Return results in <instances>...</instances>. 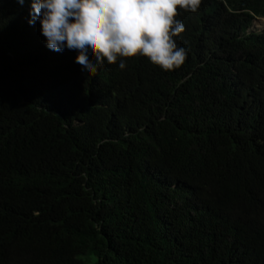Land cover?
Returning a JSON list of instances; mask_svg holds the SVG:
<instances>
[{
	"label": "trees",
	"instance_id": "obj_1",
	"mask_svg": "<svg viewBox=\"0 0 264 264\" xmlns=\"http://www.w3.org/2000/svg\"><path fill=\"white\" fill-rule=\"evenodd\" d=\"M29 4L0 0V264H264V0L88 76Z\"/></svg>",
	"mask_w": 264,
	"mask_h": 264
},
{
	"label": "clouds",
	"instance_id": "obj_2",
	"mask_svg": "<svg viewBox=\"0 0 264 264\" xmlns=\"http://www.w3.org/2000/svg\"><path fill=\"white\" fill-rule=\"evenodd\" d=\"M21 7L26 0H17ZM199 0H30L29 25L40 24L49 50H71L86 76L105 63L126 68L143 56L170 71L187 58L176 37L185 31L177 8L195 12Z\"/></svg>",
	"mask_w": 264,
	"mask_h": 264
},
{
	"label": "rangeland",
	"instance_id": "obj_3",
	"mask_svg": "<svg viewBox=\"0 0 264 264\" xmlns=\"http://www.w3.org/2000/svg\"><path fill=\"white\" fill-rule=\"evenodd\" d=\"M253 31L263 32L264 31V20L262 18H258L253 24Z\"/></svg>",
	"mask_w": 264,
	"mask_h": 264
},
{
	"label": "water",
	"instance_id": "obj_4",
	"mask_svg": "<svg viewBox=\"0 0 264 264\" xmlns=\"http://www.w3.org/2000/svg\"><path fill=\"white\" fill-rule=\"evenodd\" d=\"M262 20H264V19H262Z\"/></svg>",
	"mask_w": 264,
	"mask_h": 264
}]
</instances>
